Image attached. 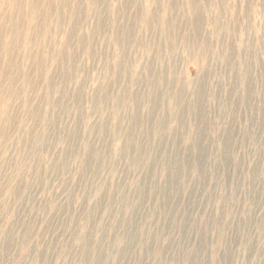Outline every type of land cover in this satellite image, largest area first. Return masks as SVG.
<instances>
[{"label": "rangeland", "instance_id": "rangeland-1", "mask_svg": "<svg viewBox=\"0 0 264 264\" xmlns=\"http://www.w3.org/2000/svg\"><path fill=\"white\" fill-rule=\"evenodd\" d=\"M0 264H264V0H5Z\"/></svg>", "mask_w": 264, "mask_h": 264}, {"label": "bare ground", "instance_id": "bare-ground-1", "mask_svg": "<svg viewBox=\"0 0 264 264\" xmlns=\"http://www.w3.org/2000/svg\"><path fill=\"white\" fill-rule=\"evenodd\" d=\"M4 1L5 0H0V7L1 8L3 7ZM2 108H4V106ZM3 112H4L3 114H5V108H4Z\"/></svg>", "mask_w": 264, "mask_h": 264}]
</instances>
